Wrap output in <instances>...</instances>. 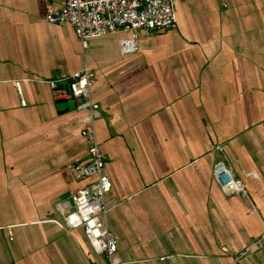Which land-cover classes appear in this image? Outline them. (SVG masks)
Wrapping results in <instances>:
<instances>
[{"label": "crops", "instance_id": "1", "mask_svg": "<svg viewBox=\"0 0 264 264\" xmlns=\"http://www.w3.org/2000/svg\"><path fill=\"white\" fill-rule=\"evenodd\" d=\"M58 5L0 0V264L105 261L58 207L92 179L73 173L89 161L86 112L47 81L85 66L123 264H227L255 243L237 263L264 264V0H175L177 27L141 32L126 55V32L84 48L46 21ZM218 161L247 195L215 182Z\"/></svg>", "mask_w": 264, "mask_h": 264}, {"label": "built area", "instance_id": "2", "mask_svg": "<svg viewBox=\"0 0 264 264\" xmlns=\"http://www.w3.org/2000/svg\"><path fill=\"white\" fill-rule=\"evenodd\" d=\"M59 3L45 16L50 23H69L84 48L90 39L119 32L128 35L119 42L123 54L138 51L140 33L171 30L177 27L175 0H54ZM54 97L61 101L76 102L78 111H85L82 136L88 144L89 161L73 165V173L79 179H92L71 195L68 203H59L68 228H81L93 251L104 256L103 264H123L118 255V240L107 224L110 204L106 195L112 182L104 172L105 155L97 136L96 120L99 104L92 99V88L96 75L89 67L73 73L65 83L48 80ZM18 88L20 83H17ZM22 104L25 105L23 97ZM215 182L228 195H247L241 179L234 176L232 169L218 161L213 167ZM257 243L235 252L233 261L238 264L245 254L253 251Z\"/></svg>", "mask_w": 264, "mask_h": 264}, {"label": "water", "instance_id": "3", "mask_svg": "<svg viewBox=\"0 0 264 264\" xmlns=\"http://www.w3.org/2000/svg\"><path fill=\"white\" fill-rule=\"evenodd\" d=\"M60 106L61 107H68V108H75V106H76V102L74 101V100H72V101H62L61 103H60Z\"/></svg>", "mask_w": 264, "mask_h": 264}]
</instances>
